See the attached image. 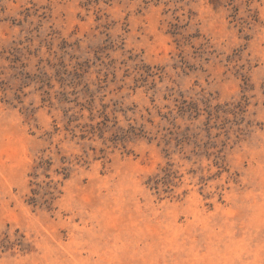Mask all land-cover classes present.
I'll list each match as a JSON object with an SVG mask.
<instances>
[{"label":"rangeland","instance_id":"1","mask_svg":"<svg viewBox=\"0 0 264 264\" xmlns=\"http://www.w3.org/2000/svg\"><path fill=\"white\" fill-rule=\"evenodd\" d=\"M0 264H264V0H0Z\"/></svg>","mask_w":264,"mask_h":264}]
</instances>
